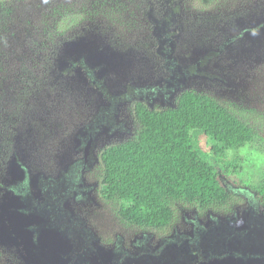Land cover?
<instances>
[{
  "label": "rangeland",
  "instance_id": "374dc122",
  "mask_svg": "<svg viewBox=\"0 0 264 264\" xmlns=\"http://www.w3.org/2000/svg\"><path fill=\"white\" fill-rule=\"evenodd\" d=\"M160 19L164 20V39L174 45L169 57H175L178 61H157L154 51L158 44V29L154 30L152 20ZM65 20L70 23L66 24ZM59 23L64 24V30H55ZM181 24L187 31H191L187 35L197 31V36L188 38L192 42L183 40ZM103 44L124 46L118 55L127 59L113 66L102 65V68L116 70L117 77H107L105 88L109 93L121 97L120 87L128 80L133 86L137 82L140 85L160 83V75L167 78L170 69L174 68L179 74L183 72L185 79L189 77L186 89L205 93L229 110L237 109L234 111L247 117L256 129H264V0H209L205 4L199 0H0L1 188L24 181L22 174L16 172L15 161L10 156L14 152L19 155L20 149L29 147L32 150L27 153L32 155L35 149H48V156L35 160L36 166L32 168L36 180L43 173V188L48 180L57 183L62 178L68 179L70 175L65 168L74 155L66 150L68 146L64 142L67 139L63 140L61 134L70 125V131L80 128L81 124L88 125L90 118L96 115L89 106V99L81 96L80 90L73 91L77 84L83 87L85 80L79 77L71 83H64V86L71 89L70 95L61 93L52 107L48 108L56 110V114L54 125L50 128L53 132L49 135L51 143L49 146H46L47 142L43 143L45 148L33 147L31 139L36 136L26 135V130L19 129L26 119L32 117L30 110L24 107L30 102L34 105V102L41 99L38 94L48 86L45 77L54 79L53 61L59 49L66 51L68 45H73L77 49L72 52L75 54L80 51L79 46H84L87 51ZM164 47L170 48L168 43ZM211 56H214L213 60L206 61ZM202 57L205 61H202ZM89 62L97 63L95 60ZM124 62L129 76L119 74L121 64L125 67ZM205 76L212 83L207 82ZM91 97L94 100L93 94ZM151 100H154V104H147L149 108L164 106L159 104L158 97ZM35 107L40 111L43 109L38 101ZM119 118L124 124L123 133L112 131L109 138L112 136L116 139V135H124L126 138L127 134L133 133L135 124L132 123L131 108L127 109L123 105ZM260 133L264 137V130ZM84 137L87 139L86 132ZM100 151L97 150L94 157L98 158ZM42 153L39 152V155ZM234 157L237 158L236 173H224L221 170L222 160L213 162L218 177L230 192L235 187L241 188L242 192L258 203L259 211L264 214V201L257 199V193L250 188L264 182L263 142L230 151L226 159L231 162ZM96 167L100 169L98 165L93 168ZM36 185L37 182L31 178L24 195L0 192V264H21L7 254L8 249L13 254H19L26 264H72L71 258L57 253L72 248V241L54 229L50 217L45 214L51 206L46 203L54 199L48 195L47 189L42 192ZM62 196L58 192V197ZM66 200L60 199L57 207H69L71 215L78 217L83 227L95 237L99 253L95 252L107 257L102 264H115L110 250L103 247L113 246L117 236L125 242L150 238V252L141 251L138 255L151 264H241V261L249 259L247 252L241 251L236 260L228 256H220L219 260H206L202 253H193L194 242L189 239V235L196 234L203 224L215 227L206 219L225 222L232 215L237 216V219L246 218L249 207L245 196L233 200L236 203L230 206L226 214L202 213L196 206L173 204L172 221L162 231L140 229L121 221L116 214V201L107 202L94 196L89 205H77ZM40 205L43 208L36 209ZM246 223L248 220L241 223L243 230L246 229ZM30 228L35 233L28 231ZM227 231L229 229L213 232V239L221 240L218 243L221 244L219 252L234 249L231 239L222 237ZM33 234H36L35 238ZM204 234L207 232L204 231ZM249 237L247 231L240 233L239 245L249 243ZM175 239H179L177 246L170 244ZM33 244L38 246L34 249L38 256L27 251L32 249ZM180 244H185L187 248L186 256L179 254L183 256L184 263H177V258L168 257L171 255L169 251H177ZM191 251L192 256L188 254ZM208 253L211 254V251ZM86 262L101 264L92 256Z\"/></svg>",
  "mask_w": 264,
  "mask_h": 264
},
{
  "label": "flooded vegetation",
  "instance_id": "af4514ba",
  "mask_svg": "<svg viewBox=\"0 0 264 264\" xmlns=\"http://www.w3.org/2000/svg\"><path fill=\"white\" fill-rule=\"evenodd\" d=\"M163 21L164 20L161 19L158 21L152 20V23L154 24V30L158 29V37H156V42L158 44L154 53L158 59L157 61H178L175 57H169L173 51L174 45L171 41L164 39L165 31L162 28ZM181 26L183 25L181 24ZM182 29L183 30L181 34H183V40L187 43L192 42L188 40L189 37L197 36V31H193V33L187 35L191 31H187L184 26ZM55 30H59L57 24L55 26ZM165 43H168L170 48H165ZM79 47L80 51L75 54H72V52L77 49H75L73 45H68L66 51L59 49L53 61V65L55 66L54 79L45 77L48 79V86L40 94H38L41 99L37 101L43 105V109L40 111L39 108L35 107L37 101L34 102V105L31 102L27 104L24 108L30 110L32 117L26 119L19 127V129L23 128L26 130V135L34 134L36 136L35 138L31 139V145L33 147L36 146L45 148L43 143L46 142V146H49L51 143V138L49 135L53 133L52 129L50 128L54 125L53 119L56 114V110L48 108L52 107L54 101L61 95V93L70 95L71 89L64 86V83H71L73 79L78 80L79 77H82L85 80L84 86L82 87L81 85L77 84L74 86L75 88L73 91L80 90L81 96L89 99V106L95 111L94 113L96 115L93 118H90L89 122L87 123L88 125H86V123L81 124L80 128H74L71 131L70 125L61 134L63 140L65 138L67 139V141L64 142L68 146L66 150H69V153L74 155L71 156V163H69L65 168L66 170L68 169V174L70 176L67 180L63 178L60 179V181L57 183L48 180L46 183L47 185L43 188V185H41L42 177H44L43 173H41V175L36 180L32 174V168L36 166L35 160L48 156V149H35V153L33 155L27 153V151H30L31 147L20 149L19 155H15L14 152L10 158L15 161V170L17 173L22 174L24 181L15 186H2V188L0 187V192L2 193L10 191L14 195H17L18 193L20 195H24L27 193L26 191L29 188L28 183L32 178L33 181L37 182L36 186L41 188L42 192L44 189H47L49 192L48 195L54 199V201H51V203H46L48 206H53H50V209H47L45 213L50 217L52 226L54 229H57V231L72 241L70 242L72 248L57 251V253L61 256L71 258L70 262L72 264H87L86 259H89L90 256L97 259L98 262L102 264L103 259H107V257L101 255L99 256V254H97L99 253V250L95 237L91 235L90 231H87L83 227L78 217H73L71 215L69 207L58 208L56 204H58L60 199H67L65 202L70 200L77 205H89L92 203L91 199L94 196L100 197L103 201L112 202V200L109 201L104 198L105 195L102 180L103 164L101 153L108 148L116 147L125 143V141L134 135L136 128L135 125L133 133L131 135L127 134L126 138L124 135H116V139L112 138V136L109 138V135L112 133V131L123 133L122 131L124 130V124L119 118L122 106L126 105L127 109L131 108L133 111L134 103H142L145 104V106H148L147 104H154V100L151 99L158 97L159 104L164 105L158 109L173 107L172 104L175 103L177 97L181 93L191 90L186 89L189 77L185 79V74L183 72L179 74L176 69L172 68L170 69V73L167 78L160 75V83H154L152 85H140V83L137 82V84H134L133 86L128 80L127 83H122L120 87L121 89L119 92H121V97L115 96L106 90L105 85L107 82V77L114 76L116 74V70L113 68H102V65L104 64L106 66H113V64L117 63L118 61H126L127 59H122L118 55L124 46H110L103 44L96 45L87 51L84 50V46ZM213 58L214 56H211L206 61H212ZM91 60H95L97 63L91 64L89 62ZM202 61H205L204 57H202ZM108 62L112 64H109ZM87 63L95 66L91 67ZM124 64L125 67L123 64H121V68H119V74L123 76H129L127 65L125 62ZM191 76H193V74ZM205 78L207 82H211L207 76H205ZM180 90L182 92H180ZM195 93L209 96L205 93ZM92 94L94 100L91 97ZM145 99L147 100L144 101ZM165 104L168 105L165 106ZM150 109H155V107ZM132 123H134L133 119ZM39 127L42 128L38 130L37 128ZM85 132L87 139L84 137ZM96 136L97 138L94 141V137ZM104 145L108 146L104 147ZM81 146H83V148H80ZM97 150H101L98 158L94 157V154ZM41 151L43 153L39 155V152ZM95 165H98L100 169L97 170L98 167L93 168ZM91 173H93V176H91ZM46 180H43V182ZM58 192L63 195L61 198L58 197ZM246 203L249 207V214H247V217L237 219V216L232 215V218L228 219L225 227L230 229L233 227L232 223L238 222L241 224L243 220H248V223L245 224L246 229L237 232L233 231L234 234H237L233 240V244L235 245V251L233 254L237 257L241 251L245 250V252H247V254L250 256L248 261H241V264H264V214L259 211L258 203L254 202L251 197L247 196ZM42 208V205H40L36 209L41 210ZM256 210L259 211V213L256 212ZM57 216H60L61 219H59ZM206 220H208V223H213L214 225H216V222H219V220L213 218ZM205 225L206 224H203L204 227ZM28 231L35 233L34 229L32 228H30ZM243 231L250 233L249 238H251V241L249 243L243 242L242 244L244 246H241L239 245L241 242L239 236ZM35 236L36 234H33L34 238ZM93 243L94 246L91 247ZM150 243V238L142 239L140 241L139 239H136V241L127 240V242H125L123 238L117 236L113 246L101 247L110 250L109 252L111 254L112 261L115 264H151L143 257H139L138 255L141 251H146L149 253L150 247L148 245ZM170 244L177 246L179 244V239L171 241ZM37 247L38 246L36 244H33L32 249L27 251H31L30 253L36 254L37 250L34 249ZM164 248H166V246ZM128 249H132V251H129ZM7 251V254L15 257L21 264H26L19 254H13L9 249ZM95 251L98 252L96 253ZM169 252L171 254L168 256L169 258H177V263H184L182 262L183 256H179V254L185 256L187 255V248L185 244H180L177 247V251ZM201 253L207 258V260L212 257L210 253L205 256V251L203 250H201ZM188 254L192 256V251ZM36 256L38 255L36 254ZM143 261L144 263H142Z\"/></svg>",
  "mask_w": 264,
  "mask_h": 264
},
{
  "label": "trees",
  "instance_id": "16d2710c",
  "mask_svg": "<svg viewBox=\"0 0 264 264\" xmlns=\"http://www.w3.org/2000/svg\"><path fill=\"white\" fill-rule=\"evenodd\" d=\"M57 26L64 30V24ZM234 110L192 91L181 93L173 107L134 103V135L101 153L104 198L118 202L121 221L162 231L172 221L173 204L226 214L238 196H249L239 187L228 191L213 164L222 160L224 173H236L237 158L229 162L227 153L264 144V129ZM250 188L264 201V182Z\"/></svg>",
  "mask_w": 264,
  "mask_h": 264
},
{
  "label": "clouds",
  "instance_id": "9594fccd",
  "mask_svg": "<svg viewBox=\"0 0 264 264\" xmlns=\"http://www.w3.org/2000/svg\"><path fill=\"white\" fill-rule=\"evenodd\" d=\"M217 220V219H216ZM228 222V219L225 221V222H216V225H215V227H209V226H207V225H205V227L203 226V225H201V227H202V229H201V227H200V230L198 231V233L199 234H197L196 235V237H194V238H190V240L191 241H193L194 242V245L195 244H198L199 243V236H200V234L201 235H204V236H207L209 233H211V234H209L208 236H213V232L214 231H217V232H219V231H225V230H227V228L225 227V224ZM233 224V227H231L230 229H229V231H227V233L224 235V237H229L230 239H231V241H232V243H233V240H234V238H235V235H237V234H234V232L236 231H242L243 230V228H242V225L241 224H239V223H232ZM237 224L239 225V226H237ZM208 227V228H207ZM204 231H206L207 232V234H204ZM234 231V232H233ZM226 247H228L227 245H226ZM231 248V247H230ZM233 250H231V251H227V250H225V251H223V253L222 254H219L218 256H216V255H212V257L211 258H214V259H216V260H219V257L220 256H222V257H226V256H228V257H230L231 259H235L236 260V256L233 254V252L235 251V245L233 244ZM245 251V250H244ZM250 256V255H249ZM217 257V258H216Z\"/></svg>",
  "mask_w": 264,
  "mask_h": 264
},
{
  "label": "water",
  "instance_id": "95a60500",
  "mask_svg": "<svg viewBox=\"0 0 264 264\" xmlns=\"http://www.w3.org/2000/svg\"><path fill=\"white\" fill-rule=\"evenodd\" d=\"M237 226H239V225L237 224ZM196 234H199V233L197 232ZM196 234L189 235V237L190 238H194V237H196ZM209 234H211V233H209ZM208 235L207 236H204V235H201L200 234V236H199V243L198 244H195L193 246V249H192L193 252H200L201 253V250H203V251H205V256H207V254H208L209 251H211V254L212 255L222 254L223 251L222 252H219V249H220V245L221 244H218L221 240H215V239H213L214 238V235L213 236H208ZM222 237H224V236H222ZM224 239H222V241L225 243Z\"/></svg>",
  "mask_w": 264,
  "mask_h": 264
}]
</instances>
